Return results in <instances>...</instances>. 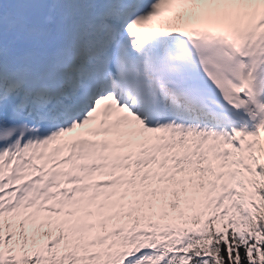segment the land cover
<instances>
[{
  "label": "snow or ice",
  "instance_id": "6c2138e0",
  "mask_svg": "<svg viewBox=\"0 0 264 264\" xmlns=\"http://www.w3.org/2000/svg\"><path fill=\"white\" fill-rule=\"evenodd\" d=\"M0 264H264V0H0Z\"/></svg>",
  "mask_w": 264,
  "mask_h": 264
}]
</instances>
